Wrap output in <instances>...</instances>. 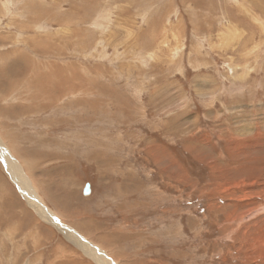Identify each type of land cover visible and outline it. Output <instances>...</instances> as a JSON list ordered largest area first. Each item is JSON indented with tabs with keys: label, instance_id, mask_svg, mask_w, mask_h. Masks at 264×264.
Listing matches in <instances>:
<instances>
[{
	"label": "rangeland",
	"instance_id": "374dc122",
	"mask_svg": "<svg viewBox=\"0 0 264 264\" xmlns=\"http://www.w3.org/2000/svg\"><path fill=\"white\" fill-rule=\"evenodd\" d=\"M0 144V264H264V0H0Z\"/></svg>",
	"mask_w": 264,
	"mask_h": 264
},
{
	"label": "bare ground",
	"instance_id": "6f19581e",
	"mask_svg": "<svg viewBox=\"0 0 264 264\" xmlns=\"http://www.w3.org/2000/svg\"><path fill=\"white\" fill-rule=\"evenodd\" d=\"M1 147L2 146L0 144V148ZM0 156H1V159L4 161V164L7 167V171L9 173V175L11 176L12 180L17 183L18 189L22 193V195L25 198V200L28 201L29 205H32L33 203L36 204V206H34V208L37 209V212L40 215H42L45 218V220L49 221V223H51L52 225L56 226L59 230H61L66 235H68L69 239L73 243H75L78 247H81V248L89 247L91 249L92 246L89 243H87L86 241H83L84 239L81 238L80 236L75 235L73 233L71 234L70 229H68L67 227L63 226V224L57 218L54 219L53 214H51V212L46 210L41 205V203L36 201V197L33 194L32 189H30V187L26 185L22 175L21 174L17 175L16 172H15V169H12V167H13L12 166L13 165V158L11 157V155L7 151H1V149H0ZM9 166H11V167H9ZM82 246H84V247H82ZM91 253H92V251H91ZM99 264H104V263H99Z\"/></svg>",
	"mask_w": 264,
	"mask_h": 264
},
{
	"label": "water",
	"instance_id": "95a60500",
	"mask_svg": "<svg viewBox=\"0 0 264 264\" xmlns=\"http://www.w3.org/2000/svg\"><path fill=\"white\" fill-rule=\"evenodd\" d=\"M90 194V185L89 184H86L85 185V187H84V190H83V195H89ZM54 219H56L55 217H54ZM65 227H67V226H65ZM68 229H70V232H71V234L73 233V234H75V235H78L75 231H73L71 228H69V227H67Z\"/></svg>",
	"mask_w": 264,
	"mask_h": 264
}]
</instances>
